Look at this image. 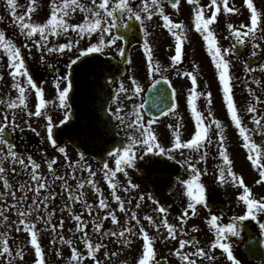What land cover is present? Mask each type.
<instances>
[{"label": "snow or ice", "instance_id": "1", "mask_svg": "<svg viewBox=\"0 0 264 264\" xmlns=\"http://www.w3.org/2000/svg\"><path fill=\"white\" fill-rule=\"evenodd\" d=\"M168 4L171 5L173 9H178L180 5V0H167ZM247 9L250 10V25L245 26L241 24L239 27L234 26L232 23L227 24V28L231 30V35L235 37L238 43L243 44L246 37H251L253 41L257 40V32L260 31L262 34L259 39L264 40V30L259 28L260 23L262 22V17H264V12L258 10L254 5L253 0H244ZM36 0H30V3L27 7V11L23 14L17 13L18 4L16 0H6V5L8 11L11 13L15 23L19 27V31L29 40H32L33 43L38 48H45L47 52H58L63 54L65 50L71 51L74 46L79 44V40L73 41L69 39L66 43L49 45L50 36H59L61 34L66 35L69 30L77 32L81 37L85 35H91L93 33L99 32L100 37L97 43H91L85 49L80 50L79 55L75 59L71 60L68 64V68L71 69L72 65L76 61L87 53L102 52L106 47L112 46L116 43L118 39H122L120 36H111V38L106 39L105 35L110 33L113 24L104 23L105 18H112L115 21V13L119 11L121 14L127 12L129 17H134L137 21H142L141 13H146L145 19H151L154 13H158L163 20V27L168 30L171 36L175 40V54L170 57L172 64H178L183 57V44L186 40L185 25L183 21L174 22L170 19L169 15L164 13V8L161 3V0H141V6L139 10L133 9L131 6L130 0H92V6H86L80 2V0H50V15L45 22H32L30 14L35 10L34 5ZM190 5H193V23L194 28L197 32L202 34V39L206 44V50L210 55L211 61L213 62L215 69L218 71V81L222 86L223 100L226 103L227 112L230 115L231 121L234 123L236 129H238L239 135L243 138V147L248 150V160L254 168L259 170L260 180L264 181V153L261 152V149L257 143H253L251 139L250 132H257L261 135H264V123H262V118L257 113V108L249 103L247 105V112L252 113L251 119L256 125L255 129H248L246 126L242 125V120L240 115H238V108L234 102L233 88L230 83V62L225 58V54L230 51V49L224 48L218 44V39L210 27L217 20L218 14L221 12V4L223 6V11L233 13L238 11L234 7H229L227 0H209L208 7L213 9L210 16H205V8L200 4V0H188ZM79 8L82 12L85 13V18L81 23H69L68 17H70L76 9ZM90 14V18H89ZM3 19V17H0ZM243 29V30H241ZM39 35V39H35L36 35ZM145 36L147 32L145 31ZM27 47V44L25 45ZM258 43L253 44V48H259ZM0 49L7 56V67L9 69V75L12 78V89L16 90L18 96L15 100L7 103V108L15 110L17 108L25 109L28 107L26 102V91L30 88L35 92L37 103L35 104V111H28L26 114L28 116H44L46 120V132L47 139L53 145L56 146L57 142L53 136V129L55 127L53 123V118L50 115H47L46 106L51 103L45 99L44 89L38 86V82L34 81L33 77L29 74V71L25 64V58L22 55L21 47L11 40L6 38V34L3 30H0ZM120 54L123 55L124 49H120ZM144 51L146 53L148 71L152 75L156 72H161V80H167V77L162 74L163 70L161 69L159 62L153 60L152 51L150 49L147 39L144 41ZM252 55L255 56L256 52H252ZM261 70H264V64L259 65ZM248 71H255L254 69L249 68ZM183 75L191 78L192 88L189 90L187 95V104L191 109L192 117L195 120V131L191 135L190 139L186 141H181L180 136V126L176 125L173 131L174 142L171 145L170 149H165L158 142L157 136L153 131L152 125L154 123V118L149 119L147 122L144 121L140 108L143 105H134L131 112L127 113L126 116H121V108L117 107L115 112L112 115L120 121L121 125H126L129 129H134L135 134L132 132L128 133L127 142L122 146L115 147L112 152L108 154L109 157L115 158V167H110L107 161H105L102 169L103 178L107 181L109 188L111 189L112 198L118 202L121 212L125 211V201L117 194V189L120 186V182L116 179L118 173H123L124 176H127L128 173L125 170L126 166H133L136 156V146H142L145 153L153 152L158 149L159 153L167 154L175 149L186 148L190 151L199 153V160L204 161L208 155L207 146L213 143L210 130L212 125L215 126L217 143H218V155L222 158V164L218 166L217 169V179L220 183H226L228 181L238 184L243 188L242 194L239 196V199L243 201L247 207L246 216H240L237 219H244L246 217H253L255 212H264V201L260 199H255L252 197L251 189L245 185L244 179L242 176H238L232 168V160L229 157L227 147L225 146L224 140L225 137L224 127L221 124L219 119H216L211 112L208 113V116L211 118L209 122L205 123V118L201 111L197 110V98L204 95L196 90L197 85V76L189 71L183 73ZM21 78H24L21 80ZM2 79V77H0ZM61 79L65 82L64 86L61 87ZM133 87L131 88V94L135 96L141 91V88L138 82L135 79L131 81ZM154 84L159 83V81L154 80ZM72 79L71 74L64 75L63 77H57L55 82V92L58 100V107L61 109H69L63 115V118L60 120V124L65 123L69 120L70 107L68 105L69 93L72 90ZM118 92L128 93L129 89L124 86L123 83L120 84ZM248 91L252 93V89L249 88ZM173 96H175V90L173 89ZM254 100L258 103L260 101L259 96H255L253 93ZM114 101H117V97H113ZM18 101V102H17ZM118 102V101H117ZM207 102L211 104V93H207ZM177 107L176 103H172L169 107V112H173ZM164 114V113H161ZM15 118V113L13 112V119ZM8 116L5 114L4 123H0V133H3L4 128L7 124ZM29 127L31 125L29 124ZM169 127H172L171 125ZM35 131V129H33ZM7 145V149L0 147V181H2L4 188L9 189V192L2 193L0 196L11 195L15 197V192H12V184H10L7 177L8 169L3 166L5 160L11 159L12 162L21 166V168L27 172L30 182L29 183H20L19 188L24 195H21L16 203L10 205L9 207H14L17 209L18 223L23 226V229L29 234L30 240L29 243L34 248L35 252V261L34 264H46L45 251L42 248L40 239V233L42 231H47L49 228L52 231L56 230V225L51 223L53 212L49 211L47 217L41 214L40 209L43 206L44 209L48 208V201L51 198H55L57 195L55 192L49 190L46 194H42V190L49 189V183L47 178L39 171L41 165L31 156L28 155L26 158L18 154L14 149L15 146L10 144L2 135H0V146ZM58 151L65 155L67 158V152L65 147H59ZM171 159L175 157L169 156ZM27 161V162H26ZM84 161L83 153L80 154V160L76 161L74 164H70L69 167L73 169V176L75 177V169L80 167L82 169H87L88 178L86 180L81 179L77 184V192L74 194L71 190L68 181L63 176H55L54 164L56 161L48 160L47 169L49 172H52L55 176V179L62 180L61 185L67 191V198L72 201H81L84 193L80 191L83 189L85 184L91 185V187L100 194L98 200L99 209H109L108 202L106 198L103 197L101 190L97 187L94 177L96 172L92 170L91 165L82 163ZM186 164L187 169L191 173L189 178L183 179L180 181L184 185V193L187 197V206L184 209V216L181 217V223L184 222L185 217L188 216L189 210H191L192 215H195L196 208L198 204H205V186L200 183V177L202 175V170L197 167V164L193 162V158L189 156L183 161ZM14 172L15 169H12ZM206 171V170H205ZM179 179V178H177ZM131 188H136L137 185L128 181V186L123 188V191L127 192ZM32 192L30 204H22V202L28 199L26 193ZM151 198V196L149 197ZM139 199L144 200V196L140 195ZM128 203H131L129 201ZM158 203V202H157ZM206 206V204H205ZM67 208L68 205L66 204ZM86 210L91 214L92 205L85 202ZM137 208L140 207L139 203L136 205ZM71 211V209H68ZM157 213H164V217L161 220L160 224H157L151 215H146L145 219L152 224L157 230L160 229L161 225L166 227L167 235L170 238L175 239L176 229L173 224L168 222L167 219V209L164 206H158L154 209ZM35 213V220H30L29 217ZM111 218L113 224L118 223V217L115 213V210H108L105 212L103 219ZM0 218L2 221H8L9 217L5 215V210L3 207H0ZM76 222V231L82 232L83 235L80 239L84 242V247L87 249V256L95 259L94 253L96 250L103 247L100 243L93 245L92 241L87 232H84L86 225L83 223V217L79 214H75L73 217ZM219 217L215 214L210 216V219L207 223L215 229V239L211 243V247L215 248L219 246L225 253H227L228 259L233 261V264H240L233 252L231 246L228 243L222 242L225 239V233H233L238 235L236 226L232 223L220 226L218 225ZM131 220L135 221V225L131 223L128 226L122 227L118 232H106L101 233L102 221L93 222L94 230L97 233H101L104 236L112 237H122L123 244H130L131 241L128 238L131 235H136V227L139 226L138 234L143 239L142 245V254L139 255L136 264H157L155 261L156 252L154 249V237H150L149 232L145 230L144 226L140 223V220L137 217V212L133 211L131 213ZM37 221L43 222V229H37ZM61 228L63 227V220L60 221ZM11 227V225H7ZM260 227L264 229V224H261ZM20 229L17 228V231ZM195 230V227H194ZM183 233V228L180 229ZM59 239L63 243H67L71 247V256L69 260L75 262V264H80V261L84 259L82 254L78 252L77 248L74 246V242L71 239L65 240L63 236H60ZM193 240H184L181 239L179 242V248L175 251V255L181 259L183 264H196L194 260L189 259L188 254L182 253L181 250L185 248L186 245L193 244ZM7 255L8 257L13 256V250L9 246L8 236L6 232H0V255ZM56 255H61L60 251L56 250ZM107 256L108 253H105ZM116 255V253H112ZM194 255L204 256L205 252L202 248H197ZM16 257L23 256V252L20 249L15 251ZM9 264H12V261L9 260ZM97 264L99 262L97 261Z\"/></svg>", "mask_w": 264, "mask_h": 264}, {"label": "flooded vegetation", "instance_id": "2", "mask_svg": "<svg viewBox=\"0 0 264 264\" xmlns=\"http://www.w3.org/2000/svg\"><path fill=\"white\" fill-rule=\"evenodd\" d=\"M16 2L18 4L17 13H25L30 0H16ZM80 2L86 6H92V0H80ZM98 2L99 0H97V3ZM48 3L49 6H46L45 0H36L34 5L35 10L30 14L32 22L42 23L47 20L50 15V2ZM130 3L134 11L139 10L141 0H130ZM161 3L164 8V13L169 15L170 19L174 22H184L187 38H199L200 33L195 30L193 23L194 6L190 5L188 0H180L178 9H173L171 5L168 4L167 0L161 1ZM200 4L205 8V16H210L212 9L208 7L209 0H200ZM234 8L238 11L229 13L223 11V8H221V12L218 14L224 18L225 28L228 29V23H232L236 27H239L241 24L248 26L249 15L246 8L238 6H234ZM0 14L3 17V19H0L1 30L19 31L18 25L7 9L6 0H0ZM146 15V13H141L142 21H137L134 17L130 18L127 12L121 14L117 11L115 13V21H113L112 18H105L104 23L114 25L110 33L105 35V38L109 39L111 36H120L122 39H118L114 45L106 47L102 52L88 55L82 61L79 60L82 57L80 56L76 63L72 65L71 69L68 68V64L78 55L72 56L69 51H67L68 54L65 52L63 54L58 52L49 53L44 48H38L32 40L20 37V35L17 34V38L11 40H13L17 46L21 47L26 67L33 79L38 81L43 80V84L44 82L50 81V84L54 85L52 80H55L57 77H63L69 73L71 74L73 86L67 102L70 107L69 120L60 124V120L63 118L64 113L69 111V109H61L58 105L51 103L48 115L53 118V123L55 125L53 136L57 144L53 146L49 141V143L46 142V128L41 126L39 117L32 116L25 124L20 120V108L15 110L7 108V103L16 98L10 96L9 71L0 69V77H2V79H0V123H4L5 114L8 116L7 124L3 133H0V135L4 138L9 136L12 145L15 146L14 150L17 152V149H20L21 151L17 153L23 157V154L30 155L35 153L62 154L58 151V148L65 147L67 154H96L98 158L101 154H106V150L114 141L115 136L127 140L128 131L121 128L126 125H121L120 121H118L112 113L115 112L117 107L121 108V116H126L127 113L132 111L130 110V105L134 104L136 101L135 96L131 94V88L133 87L131 83L132 79L138 82L141 88L138 94H141L154 80L161 77V72H156L152 75L149 74L146 55L141 53L144 49L145 39H147L149 43L153 60L159 62L163 70L162 74L166 76L167 79L169 78L172 80L176 94L183 88L179 86V84H181L180 81L175 83L173 80L181 79L185 76L183 73L187 72V70L181 65L186 62V59L190 58L191 50L193 49V51H195L194 45L192 47L188 45L186 50L182 49L183 57L180 63H169L161 54L163 53V46L167 37V29L163 27L162 17L158 13H154L151 19H145ZM84 18L85 13L77 8L76 11L68 17V22L81 23ZM210 27L212 28V26ZM260 29L263 30L262 28ZM145 31L147 32V36H145ZM261 34L262 32H257V40L255 41H253L251 37H246L243 43L242 55L234 57L240 61L238 64L241 65L240 75L243 78L251 76L258 79L262 78L264 75V70H261L259 67L260 64H264V40L259 39ZM75 36L78 37L79 35ZM99 37L100 33L96 32L91 35L80 36L78 39H69L73 41L79 40V44L76 45L78 47H87L90 46L91 43H97ZM35 39H39V36H36ZM83 40L86 41V45H84ZM53 41L54 40L49 39L50 44L48 46L63 42L58 40L51 43ZM254 43H258L260 47L253 48ZM26 44L27 47H25ZM120 49H124L123 55L120 54ZM252 52H256V55L253 56ZM255 57L260 58L259 63L257 65H248V62ZM5 58H7V56ZM230 58L234 59L232 56H230ZM249 68L255 71H248ZM121 83L129 89L128 93L117 91ZM138 94H136V96ZM114 96L117 97L118 102L113 100ZM34 102H37L36 98H34ZM34 102L32 100V105L34 106L32 111H35ZM13 112L15 113L14 119ZM183 117V110L179 109L174 117L166 119V122L170 123L177 121L181 123L182 120H184ZM29 124L31 127H29ZM221 124L224 127V143L225 146L228 147L230 141V123L226 120ZM33 129H35V131H33ZM210 134L213 141L212 151L218 153L217 135L214 125H212ZM0 147H3L6 152L7 145H2ZM8 163L9 159L3 162V166L8 169L7 177L9 181L15 180L12 175L16 174H19L18 179L25 178L27 172L25 173L21 167H9ZM12 169H15V171L13 172ZM7 190L8 189L4 188L2 181H0V192L7 193ZM2 198H4V196H0V206L3 205ZM214 212L217 214L219 211L215 209ZM221 222L228 224L232 221L221 220ZM236 222H238V220H236ZM0 232L7 233L9 246L13 250L12 257H8L6 254L0 255V264H9V260L12 261V264H31L30 258L24 252V247L20 246L28 233L23 230H0ZM237 236L238 235L231 234L227 237V240L231 243L233 240L237 239ZM16 249H20L23 252L22 258L15 256ZM238 256L240 260L244 257L241 253H239ZM250 264L264 263L254 261Z\"/></svg>", "mask_w": 264, "mask_h": 264}, {"label": "rangeland", "instance_id": "3", "mask_svg": "<svg viewBox=\"0 0 264 264\" xmlns=\"http://www.w3.org/2000/svg\"><path fill=\"white\" fill-rule=\"evenodd\" d=\"M50 0H45L46 6H49ZM254 5L260 10L261 12H264V0H253ZM48 3V4H47ZM262 22H264V17H262ZM216 23V22H215ZM214 23V24H215ZM219 46L222 47V45L227 44L225 48L230 49L228 53H226L227 58L230 60L232 67V70H234V73L232 75V78L230 77V83L232 84L233 88V96H234V102L238 108V115H240L242 120V125L246 126L248 129L252 130L255 129L256 125L253 123L250 115H247L246 112H241L239 108H243V102L244 100H247L248 97L246 93L242 94L241 87H243L242 82H247L244 86L247 88L248 82L249 86L252 90H254L255 96L262 95L264 97V75L262 78H260L257 85L254 83V81L251 80V78H242L240 75V64H238L240 61L238 59H235L233 55L231 54V48L235 45V37H231L230 35L227 38H224V34H222L220 31L214 30ZM64 35V39H65ZM226 39V42H224ZM87 40V39H85ZM84 45H86V41L83 40ZM175 47V43L171 42V39L169 40L168 45L165 48L164 56L168 59L172 56V50ZM198 47H199V53L197 59V68L204 74V80H206L209 84H211L214 87V94H212V105L215 104L216 107L221 111V113H225L227 116L225 118L228 120V123H230L229 133H230V143L228 144L227 150L230 159L232 160V168L235 171V173L238 176H242L245 182V185H247L251 189L252 197L255 199H261L264 201V181L257 182H251L250 176L252 174L257 175L259 170L257 168H254L250 161L248 160V150L243 147V138L239 135L238 129H236L234 123L231 121L230 115L227 112L226 109V103L223 100V93H222V86L220 85L218 81V71L215 69V66L213 62L211 61L210 55L208 54L206 50V44L201 39L198 41ZM260 52V51H259ZM232 55V57L235 59H230L229 55ZM201 56V57H199ZM264 61V59H263ZM239 67V68H238ZM182 83V81H181ZM211 86V87H212ZM182 87H188V85H184L182 83ZM183 93L179 94L180 102L183 103V106L187 107V91L188 89H181ZM207 92H200L204 95L197 98V106L202 112L203 108H208L209 104L207 102ZM246 94V96H245ZM252 95V99H253ZM214 107H212L213 109ZM260 115V118H262L264 122V110L261 112H258ZM250 117V118H249ZM162 122L161 121H154L152 128L155 132L158 142L161 144L162 147L165 149L171 148V143L173 142L170 140V138L166 139L168 137L167 135L163 134L164 127H161L163 131H161L160 126ZM43 127L46 128V122L43 124ZM184 130L187 131V133H192L193 124H184L183 125ZM187 127V128H186ZM160 129V131H159ZM251 139L253 143H257L261 149V152L264 153V135H261L257 132H250ZM189 137H186L184 141H186ZM171 144V145H170ZM170 145V146H166ZM136 156L139 159L140 163L138 166V169L133 172L131 175L130 173L127 176H124L123 173H118L116 179L120 182V186L117 189V194L121 196V198L125 201V211L121 212L119 208V204L117 201H115L112 198L111 195V189L108 186L107 181L104 180L102 169L104 163L101 161H96L89 159L90 157H84V161L82 163H86L88 165H91V168L93 171L96 172V176L94 177V181L97 185V187L101 190V193L104 198H106L109 209H99L98 208V200L100 198V194L96 193V191L91 187V185L85 184L82 191L84 193V196L82 197L81 201H72L67 198V191L61 187L63 181L62 180H52L50 179L48 175V171H41V173L47 178L49 183V188L56 187L57 189V196H56V238H58V242L56 243L54 240L49 239L50 238V232L51 229L49 228L47 231H42L40 233V242L41 245L45 251V255L49 254L50 251L54 252L56 254V250L58 249L61 253V255H56L55 263L54 264H75V262H71L69 260V257L71 256V247L67 243L61 242L59 239L60 236L64 237V233L60 230L68 231L71 233V237H69L74 242V246L77 248L78 252L82 254L84 257L83 260L80 261V264H97V261L99 264H136V261L138 260V257L140 254H142V245H143V239L138 234L139 232V226L136 227V235H131L128 238L130 239V244H123L122 240L124 238L122 237H112V236H104L101 233L106 232H112L116 231L118 232L122 227L128 226L129 223L132 225H135V221L131 220V213L133 211L137 212V217L140 220V223L144 226L145 230L148 232L152 231L157 233V237L154 235L153 232H150V237H154V249L156 252V257L158 256H166L171 262L174 264H183L181 259L175 255V251L179 248V242L181 239L184 240H193L194 243L190 245H186L185 248L182 251V253H186L189 256V259L194 260L196 264H204V261H208L209 264H233V261L228 259L227 253L224 251H218L216 248H213V255L212 250L208 249V246L205 245V243L201 240L199 241V238H202L201 235H199V232L202 231V234L206 240H209L210 236L208 235L207 231H210L211 233H215V229H213L208 223V218H210L211 215H213L210 210L205 206H198L196 208L198 215L196 216V223L198 222L196 229L194 230L193 226L192 229H188L187 231L184 229V224H188L191 222L195 215H192L191 211H189V214L187 217H185L184 222L181 223V217L184 216V206H181V199L184 198V194L180 191L181 190L179 186H177V189H175L173 193V200L175 204L170 205L169 207H166L167 212V219L168 222L173 224L176 232H175V239L168 237L167 235V229L163 225H161L160 229L157 230L152 224H149V222L145 219L146 215H151L154 219V221L157 224L161 223L162 218L164 217V213H157L154 211L158 206H162L156 199L149 198L150 194L145 186L144 177L152 170L159 169V168H167L175 172L178 176L182 175L185 171V168H187L186 164L183 163V161L191 156L193 158V162L197 164V167H199L202 170V175L200 177V183H202L205 186V191L208 187L215 185L218 188V192L224 196L226 201L229 204V207L227 211L220 212L222 215L225 216H232V218H238L240 216H246L247 207L243 201L239 199V196L243 192V188L239 185L238 189H233V182L228 181L226 183H220L217 179V170L212 171V156L213 154L207 155L206 159L204 161L199 160V153L190 151L189 149L182 148V149H175L171 152H168L167 154H161L159 153V150L156 149L153 152L145 153L142 146L137 145L136 146ZM57 156V162L59 161L58 166L62 167V170L58 171L57 176H63L68 181V184L71 187L72 192L75 194L77 192V184L78 181L81 179L86 180L88 178V171L87 169H82L80 167H77L75 169V177L73 176V169L69 167L70 164H74L75 161L80 160L79 154H73L72 159L69 160V156L72 154H67V158L64 154H55ZM39 159V164L42 167H46L47 163L46 161L50 160L49 154H45V159L42 158L41 155ZM169 156L175 157V159L169 158ZM64 158V159H63ZM94 159V158H93ZM218 159H222L218 157ZM66 160V162H64ZM264 162V160H262ZM110 167H115L112 164H109ZM206 170V171H205ZM216 173V174H215ZM14 176L15 180L18 179L19 174L12 175ZM256 179V178H255ZM131 181V183L136 184V188H131L129 186V190L127 192L123 191V188L125 186H128V181ZM11 184V181H9ZM14 180L12 181V183ZM54 183V185H53ZM236 186V185H235ZM179 187V188H178ZM62 188V189H61ZM16 194V193H15ZM140 195L144 196V200L141 201L139 199ZM9 197V196H8ZM259 197V198H258ZM263 197V198H262ZM10 202H13L12 199H9ZM176 200V202H175ZM131 201V203H128ZM9 202V201H8ZM85 202L87 204H91L92 210L91 214L88 213L85 207ZM158 202V203H157ZM25 203V202H24ZM139 203L140 207L137 208L136 205ZM68 205L66 208L65 205ZM180 206H178V205ZM165 207V206H164ZM182 207V208H181ZM10 208V207H9ZM42 211L45 213V215L48 214L50 208V201H48V208L44 209L43 206L41 207ZM71 209L69 211L68 209ZM108 210H115V213L118 217V223L113 224L111 221V218L108 217L107 219H103L105 212ZM14 212V211H13ZM12 212V213H13ZM42 213V212H41ZM43 214V213H42ZM75 214H79L83 217V223L86 225L84 228V232H87L90 240L92 241L93 245L96 243H100L103 245L100 249L96 250L94 253L95 259L92 257L87 256V249L84 247V242L80 237L83 235L82 232L76 231V222L72 218ZM224 218V217H223ZM247 218V217H246ZM254 218L256 220V227L260 231L261 235L264 238V229L260 227L261 224H264V212H255ZM206 219V221H205ZM245 219V218H244ZM67 221V223L64 225V228L61 229L59 227L60 221ZM18 221V220H16ZM101 222L102 221V229L101 233H97L94 230L93 222ZM218 225L223 226L220 223V220L217 221ZM39 229H43L44 225L43 222L39 221L38 223ZM188 226V225H187ZM16 228H20L19 225L16 226ZM183 228V233H181L180 229ZM202 229H207L203 231ZM191 230V231H190ZM206 232V233H205ZM46 234V235H43ZM197 234V235H194ZM229 233H225V239L222 242L228 243L231 246V249L234 250L236 248L238 250V244L239 239L233 240L232 243L226 241V236ZM199 235V236H198ZM69 238H65V240H68ZM235 246V247H234ZM197 248H204V252L206 255L199 256L194 255ZM233 252V251H232ZM105 253H108L106 256ZM112 253H116V255H112ZM234 257L239 260L233 252ZM212 256V257H211ZM243 260V259H242ZM242 262V261H241ZM46 264H50V261H47ZM52 264V263H51Z\"/></svg>", "mask_w": 264, "mask_h": 264}, {"label": "water", "instance_id": "4", "mask_svg": "<svg viewBox=\"0 0 264 264\" xmlns=\"http://www.w3.org/2000/svg\"><path fill=\"white\" fill-rule=\"evenodd\" d=\"M160 87L161 85L159 83L153 86L151 89L152 92L149 93L150 98H148L145 104V109L152 116L160 115L166 109V107H169V105L165 104L163 99L160 98V94L159 96L153 94V91L159 90ZM167 96V100H169L171 104V92L168 91ZM174 182V175L169 171L152 173L146 178V184L150 188L152 194L154 196H158L165 204L169 203L170 201L168 193L174 185ZM214 196L215 195L212 192L208 193L207 195V200L211 205H214ZM242 231H244L245 236L248 237V240L244 241L241 249L245 252L249 261L255 259L256 257H259L264 261V243L260 236L256 232L252 231L251 223H245L242 226ZM157 264H168V262L167 260L163 259Z\"/></svg>", "mask_w": 264, "mask_h": 264}]
</instances>
